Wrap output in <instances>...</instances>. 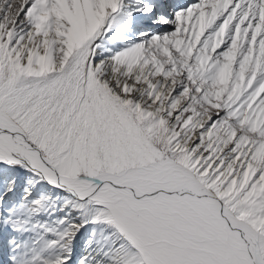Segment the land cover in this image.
<instances>
[{
  "label": "snow or ice",
  "instance_id": "1",
  "mask_svg": "<svg viewBox=\"0 0 264 264\" xmlns=\"http://www.w3.org/2000/svg\"><path fill=\"white\" fill-rule=\"evenodd\" d=\"M0 264H264V0H0Z\"/></svg>",
  "mask_w": 264,
  "mask_h": 264
}]
</instances>
